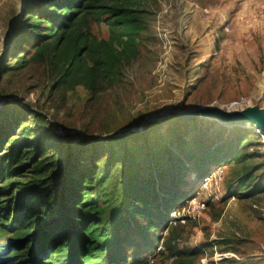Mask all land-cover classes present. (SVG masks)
Wrapping results in <instances>:
<instances>
[{
  "label": "trees",
  "instance_id": "16d2710c",
  "mask_svg": "<svg viewBox=\"0 0 264 264\" xmlns=\"http://www.w3.org/2000/svg\"><path fill=\"white\" fill-rule=\"evenodd\" d=\"M147 2L23 0L1 52L0 89L37 99L35 108L0 106V264H147L159 240L166 254L157 264H195L210 245L181 246L186 228L169 225L187 198L176 149L200 178L229 166L232 197L264 193V154L248 151L255 134L247 128L213 132L198 117H170L164 135L149 122L106 143L89 139L85 125L83 136L53 130L67 127L59 114L78 88L94 106L121 82L139 55ZM153 143L168 156L154 158Z\"/></svg>",
  "mask_w": 264,
  "mask_h": 264
},
{
  "label": "rangeland",
  "instance_id": "374dc122",
  "mask_svg": "<svg viewBox=\"0 0 264 264\" xmlns=\"http://www.w3.org/2000/svg\"><path fill=\"white\" fill-rule=\"evenodd\" d=\"M22 4L23 0H0V56ZM144 11L136 61L124 68L121 82L94 106L86 105L82 88L70 94L67 109L59 114L61 124L67 127L53 123L63 134L83 136L85 125L91 133L89 139L106 143L127 132H141L149 122L159 123L155 135H164L172 125L167 119L184 118L183 114L200 108L229 114L253 108L264 112V0H219L207 7L195 0H148ZM0 90V106L14 100L35 108L36 92ZM235 103L239 105L231 108ZM200 120L213 132L244 128L243 124L228 127L220 121ZM247 129L255 134L248 151L264 154V133L254 124ZM186 140L191 151V136ZM171 147L175 151L174 145ZM151 151L156 159L161 154L168 156L155 143ZM175 152L186 161L188 173L182 177L186 184L179 189L188 197L195 187L190 177L198 173L190 155ZM229 169L217 200L209 201L204 211L177 223L172 220L169 225L186 228L181 246L196 249L210 245L195 264H264V193L250 199L232 197L235 186L227 185ZM115 176L112 174L110 185L116 183ZM165 235L166 231L162 237ZM159 246L162 249L156 253ZM156 248L150 256L152 264L166 254L162 240Z\"/></svg>",
  "mask_w": 264,
  "mask_h": 264
},
{
  "label": "built area",
  "instance_id": "2783aa9c",
  "mask_svg": "<svg viewBox=\"0 0 264 264\" xmlns=\"http://www.w3.org/2000/svg\"><path fill=\"white\" fill-rule=\"evenodd\" d=\"M196 10V8H194ZM200 15L203 16V12L200 11ZM227 30V28L225 29ZM238 106V103L232 104L231 108ZM226 108V107H225ZM230 108V109H231ZM226 173V168L224 166H216L211 171L203 176H192L191 184H195L193 191L189 194L187 199L184 201L185 206L182 210L174 212L171 215V220H184L191 215L202 212L207 207L208 201L217 200L219 195L223 194L222 182ZM162 249L161 246L156 248V253ZM149 264L153 263V258L149 257Z\"/></svg>",
  "mask_w": 264,
  "mask_h": 264
},
{
  "label": "water",
  "instance_id": "95a60500",
  "mask_svg": "<svg viewBox=\"0 0 264 264\" xmlns=\"http://www.w3.org/2000/svg\"><path fill=\"white\" fill-rule=\"evenodd\" d=\"M200 109H203V108H200ZM246 111H249L250 113L253 112V111H258L257 112V118H253L249 124H244L243 121H240L239 119H230V121H228L229 123L228 124H225L226 126L230 127V126H234V125H237V124H243L241 126H243L244 128H250L251 125H255L259 130L261 131H264V112L257 109V108H253V109H247ZM237 114V113H236ZM173 116H176V114H173ZM184 118H192V117H199L200 119H211V120H215V121H220V122H223L221 117L218 116L217 114H209V113H205V112H202L200 114V112H197V111H194L192 113H186V114H183L182 115ZM52 126H54L53 123H51ZM54 129H55V133L58 134V135H62L63 133L56 127L54 126ZM128 133V132H127ZM126 133V134H127Z\"/></svg>",
  "mask_w": 264,
  "mask_h": 264
},
{
  "label": "bare ground",
  "instance_id": "6f19581e",
  "mask_svg": "<svg viewBox=\"0 0 264 264\" xmlns=\"http://www.w3.org/2000/svg\"><path fill=\"white\" fill-rule=\"evenodd\" d=\"M197 112H200V114L202 112L205 113H209V114H217L218 116L221 117L223 123L228 124L230 121V119H239L240 121H243L244 124H249V122L253 119V118H257V112L258 111H253V112H249V111H243V112H236L233 114H229V113H225L222 112L220 110H205V109H200V110H195ZM194 112V111H193ZM261 131V130H260ZM262 133H264V131H261Z\"/></svg>",
  "mask_w": 264,
  "mask_h": 264
},
{
  "label": "clouds",
  "instance_id": "9594fccd",
  "mask_svg": "<svg viewBox=\"0 0 264 264\" xmlns=\"http://www.w3.org/2000/svg\"><path fill=\"white\" fill-rule=\"evenodd\" d=\"M22 104V103H21Z\"/></svg>",
  "mask_w": 264,
  "mask_h": 264
}]
</instances>
